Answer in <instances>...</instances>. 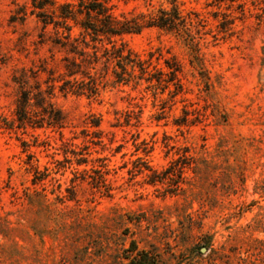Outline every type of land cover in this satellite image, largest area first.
<instances>
[{
	"label": "rangeland",
	"instance_id": "1",
	"mask_svg": "<svg viewBox=\"0 0 264 264\" xmlns=\"http://www.w3.org/2000/svg\"><path fill=\"white\" fill-rule=\"evenodd\" d=\"M168 1L108 6L129 18ZM176 1L200 20V66L174 35H123L153 55L148 71L176 62L179 88L141 81L88 98L59 91L62 30H43L30 0H0V264H128L132 242L162 264H264V0ZM37 86L64 128H3Z\"/></svg>",
	"mask_w": 264,
	"mask_h": 264
},
{
	"label": "trees",
	"instance_id": "2",
	"mask_svg": "<svg viewBox=\"0 0 264 264\" xmlns=\"http://www.w3.org/2000/svg\"><path fill=\"white\" fill-rule=\"evenodd\" d=\"M108 1L30 0L29 14L40 20L43 30L52 26L56 35L62 30L61 38L65 42L62 43L59 38L54 42L60 48L66 47V64L62 74L66 79H60V92L91 98L98 96L100 90L106 87L127 86L131 83L138 86L141 81L150 84V88L162 86L164 89L169 83L179 88L176 79L180 66L176 62L164 61L168 70L166 74L155 68L154 72H150L148 68L153 55L149 54L148 59L144 60L122 42L123 35L139 34L145 29H157L180 38L189 51L191 63L200 66L192 30L199 26L200 20L192 13L184 14L176 0H169L168 8L159 7L155 11L140 12L129 18L116 17ZM26 15V6L23 5L16 10L13 19L23 21ZM164 75L167 79L163 78ZM153 81L155 84H152ZM34 90L35 93L21 90L16 99L14 118H2L3 128L16 130L29 126L39 129L45 126L55 131L64 128L65 117L51 103L52 94L42 91L39 86ZM91 124L99 128L100 120ZM86 163L78 160V164ZM93 173L97 174V178L93 179L95 183L104 182L100 171ZM128 251L134 254L128 258V264H162L161 256L155 249L138 250L132 242Z\"/></svg>",
	"mask_w": 264,
	"mask_h": 264
},
{
	"label": "water",
	"instance_id": "3",
	"mask_svg": "<svg viewBox=\"0 0 264 264\" xmlns=\"http://www.w3.org/2000/svg\"><path fill=\"white\" fill-rule=\"evenodd\" d=\"M205 251V249H201V253H203Z\"/></svg>",
	"mask_w": 264,
	"mask_h": 264
}]
</instances>
